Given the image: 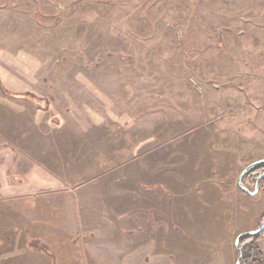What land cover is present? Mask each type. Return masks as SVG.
<instances>
[{
	"label": "rangeland",
	"instance_id": "374dc122",
	"mask_svg": "<svg viewBox=\"0 0 264 264\" xmlns=\"http://www.w3.org/2000/svg\"><path fill=\"white\" fill-rule=\"evenodd\" d=\"M260 159L264 0H0V264H235Z\"/></svg>",
	"mask_w": 264,
	"mask_h": 264
},
{
	"label": "trees",
	"instance_id": "16d2710c",
	"mask_svg": "<svg viewBox=\"0 0 264 264\" xmlns=\"http://www.w3.org/2000/svg\"><path fill=\"white\" fill-rule=\"evenodd\" d=\"M261 171H264V164L252 168L249 172H255L257 175ZM258 240H262V250L256 245ZM239 245L241 249L240 264H264V230L258 234L241 238Z\"/></svg>",
	"mask_w": 264,
	"mask_h": 264
},
{
	"label": "water",
	"instance_id": "95a60500",
	"mask_svg": "<svg viewBox=\"0 0 264 264\" xmlns=\"http://www.w3.org/2000/svg\"><path fill=\"white\" fill-rule=\"evenodd\" d=\"M263 164H264V159H260V160L254 161V162L250 163L249 165H247L239 173V175L237 177V185L243 192L248 193L250 195H253V194H255L257 192L259 181L264 176V174L260 175L257 178V180L255 182V186H254V191L253 192H249L247 190V188L244 185H242L241 179H242L243 175H245L247 172H249L252 168H254V167L258 166V165H263ZM263 230H264V216H263L262 221H261V223H260L258 228H256L255 230L243 232V233L239 234L235 238L234 246H235V250H236V254H237V258H236L235 264H240V261H241V249H240V245H239L240 239L243 238V237H246V236H251V235L258 234V233H260Z\"/></svg>",
	"mask_w": 264,
	"mask_h": 264
},
{
	"label": "flooded vegetation",
	"instance_id": "af4514ba",
	"mask_svg": "<svg viewBox=\"0 0 264 264\" xmlns=\"http://www.w3.org/2000/svg\"><path fill=\"white\" fill-rule=\"evenodd\" d=\"M262 174H264V171H261V172L258 173L257 175L255 174V172H247L245 175H243V177H242V179H241V183H242V185H244V186L247 188V190H248L249 192H253V191H254L255 182H256L257 178H258L260 175H262ZM237 177H238V176H237ZM263 181H264V176H263V177L261 178V180L259 181L257 192H256L255 194H253V195H250V194H248V193L243 192V191L238 187V185H237V179H236V186H237L238 189H239L241 192H243L245 195L250 196V197H254V196H256V195L259 193V191H260V185H261V183H262Z\"/></svg>",
	"mask_w": 264,
	"mask_h": 264
}]
</instances>
